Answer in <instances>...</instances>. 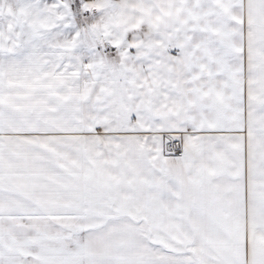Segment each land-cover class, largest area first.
I'll return each instance as SVG.
<instances>
[{
  "label": "crops",
  "instance_id": "obj_1",
  "mask_svg": "<svg viewBox=\"0 0 264 264\" xmlns=\"http://www.w3.org/2000/svg\"><path fill=\"white\" fill-rule=\"evenodd\" d=\"M107 1L98 28L114 52L102 76L97 47L89 69L83 49L60 36H31V52L7 48L0 0V264H35L31 254L51 250L38 220L68 219L84 244L116 187L130 209L138 190L144 220L162 218L167 187L202 227L238 219L244 184L255 181L242 163L191 158L203 133L243 128L244 92L253 89L241 60L257 59L259 37L241 17L253 9L245 0ZM165 142L182 155L162 162Z\"/></svg>",
  "mask_w": 264,
  "mask_h": 264
},
{
  "label": "rangeland",
  "instance_id": "obj_2",
  "mask_svg": "<svg viewBox=\"0 0 264 264\" xmlns=\"http://www.w3.org/2000/svg\"><path fill=\"white\" fill-rule=\"evenodd\" d=\"M244 5L253 11L242 12L241 23L247 24L243 15L250 19L249 23L253 21L254 35L259 37V52L256 60H241L240 74L245 80V90L248 93L249 87L253 89L251 94L244 92L243 128L232 134L238 139L219 131L203 133L192 141L198 155L191 157L203 164L242 163L246 169L256 170L252 187H247V182L244 184L238 219L206 220L202 227H196L199 219L186 211L187 204L182 198L169 194L165 187L164 195L159 197L162 218L144 220L148 213L144 211L146 205L139 203L138 190L132 191L130 209L127 191L116 187L111 201H104L105 207L98 213V218L103 219L93 221L94 228L85 231L84 244L78 241L75 224L68 219L36 221L37 229H48L52 234L48 241L51 250L31 254V260L35 259L31 263L264 264V0H245ZM107 11V0H2L1 29L5 46L31 52V36H60L67 39V46L72 50L83 49L84 63L89 69L93 61L91 48L97 47L100 72L96 74L105 76L114 48L104 39L106 35L98 25L107 22ZM231 14L235 18L239 16L236 12ZM91 37L101 39L92 43ZM168 143L164 145L162 162L165 163L175 157L166 150ZM215 223L218 228L208 227ZM55 228H60L63 234H56Z\"/></svg>",
  "mask_w": 264,
  "mask_h": 264
},
{
  "label": "built area",
  "instance_id": "obj_3",
  "mask_svg": "<svg viewBox=\"0 0 264 264\" xmlns=\"http://www.w3.org/2000/svg\"><path fill=\"white\" fill-rule=\"evenodd\" d=\"M166 150L172 154H174L175 156L179 157L182 155V150L181 148L174 142H169L166 145Z\"/></svg>",
  "mask_w": 264,
  "mask_h": 264
}]
</instances>
